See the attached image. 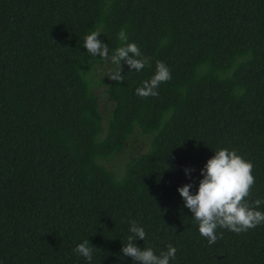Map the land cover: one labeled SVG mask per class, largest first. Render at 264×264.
<instances>
[{"label": "trees", "instance_id": "obj_1", "mask_svg": "<svg viewBox=\"0 0 264 264\" xmlns=\"http://www.w3.org/2000/svg\"><path fill=\"white\" fill-rule=\"evenodd\" d=\"M93 30L110 50L125 31L150 64L109 79ZM157 60L171 79L139 97ZM220 147L264 201V0H0V264H139L132 220L170 264H264V223L209 245L177 190Z\"/></svg>", "mask_w": 264, "mask_h": 264}, {"label": "clouds", "instance_id": "obj_2", "mask_svg": "<svg viewBox=\"0 0 264 264\" xmlns=\"http://www.w3.org/2000/svg\"><path fill=\"white\" fill-rule=\"evenodd\" d=\"M100 33L99 30L91 31L84 37L83 46L91 55L114 66L107 73L109 79L124 81V75H121L122 62L136 72L150 64L151 58L143 56L136 43L128 42L125 31L121 30L118 33L121 46L114 50H110L109 46L98 38ZM170 79V68L157 60L155 73L135 89L136 95L142 98L155 97L158 95L159 85ZM214 152V156L209 158L201 169L202 179L199 181L198 189L195 192L191 191L193 187L191 183L177 189L183 198L184 206L193 214L192 217L199 225L200 234L207 238L209 245L222 237V234H217L218 228L239 234L264 223V212L257 210L264 201L256 199L249 203L247 200L255 182L252 162L239 155L235 149L220 147ZM189 172L190 169L186 168L185 173ZM129 231L133 235L127 238L126 244H122L124 256L131 257L139 264H170V259L175 258L177 249L171 244L159 255L151 247L137 246L134 241L137 237L144 241L146 232L135 220L131 221ZM75 252L90 262L93 258V248L89 239L79 243Z\"/></svg>", "mask_w": 264, "mask_h": 264}]
</instances>
